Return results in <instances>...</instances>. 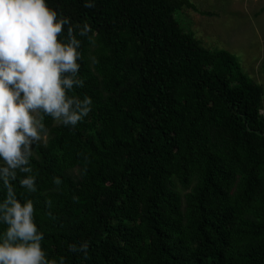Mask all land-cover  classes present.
<instances>
[{
  "label": "trees",
  "instance_id": "trees-1",
  "mask_svg": "<svg viewBox=\"0 0 264 264\" xmlns=\"http://www.w3.org/2000/svg\"><path fill=\"white\" fill-rule=\"evenodd\" d=\"M46 2L71 21L58 39L72 27L81 40L84 86L70 95L92 99L74 128L44 116L37 191L20 187L24 173L13 182L48 259L264 264V84L182 26L191 0ZM83 242L86 254L69 250Z\"/></svg>",
  "mask_w": 264,
  "mask_h": 264
},
{
  "label": "clouds",
  "instance_id": "clouds-1",
  "mask_svg": "<svg viewBox=\"0 0 264 264\" xmlns=\"http://www.w3.org/2000/svg\"><path fill=\"white\" fill-rule=\"evenodd\" d=\"M84 7L94 8L95 0H85ZM70 23L46 0H0V183L6 189L0 200V226H6L0 231V264H65L63 257L48 259L34 202L21 201L13 182L18 172L24 173L20 187L37 191L30 160L33 145L48 135L44 116L74 128L91 111L90 97L70 95L84 86L79 77L81 40L72 27L66 40L58 39ZM89 32L84 24L79 35ZM54 182L61 183L59 178ZM88 247L83 242L69 250L86 254Z\"/></svg>",
  "mask_w": 264,
  "mask_h": 264
},
{
  "label": "rangeland",
  "instance_id": "rangeland-1",
  "mask_svg": "<svg viewBox=\"0 0 264 264\" xmlns=\"http://www.w3.org/2000/svg\"><path fill=\"white\" fill-rule=\"evenodd\" d=\"M176 17L211 48L227 49L264 84V0H191ZM46 139L42 141H46Z\"/></svg>",
  "mask_w": 264,
  "mask_h": 264
}]
</instances>
